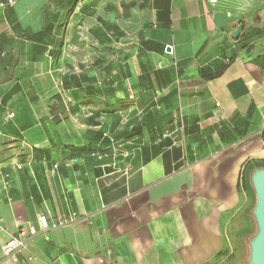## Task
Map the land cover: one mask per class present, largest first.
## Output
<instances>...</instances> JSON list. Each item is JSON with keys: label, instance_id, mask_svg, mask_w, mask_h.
<instances>
[{"label": "crops", "instance_id": "obj_1", "mask_svg": "<svg viewBox=\"0 0 264 264\" xmlns=\"http://www.w3.org/2000/svg\"><path fill=\"white\" fill-rule=\"evenodd\" d=\"M263 167L264 0L0 8V264H245Z\"/></svg>", "mask_w": 264, "mask_h": 264}, {"label": "water", "instance_id": "obj_2", "mask_svg": "<svg viewBox=\"0 0 264 264\" xmlns=\"http://www.w3.org/2000/svg\"><path fill=\"white\" fill-rule=\"evenodd\" d=\"M241 27L231 34L237 39ZM169 52L170 48L167 47ZM250 183L254 192L255 202L251 212L255 230L247 239L248 256L246 264H264V167L256 168L250 174Z\"/></svg>", "mask_w": 264, "mask_h": 264}, {"label": "built area", "instance_id": "obj_3", "mask_svg": "<svg viewBox=\"0 0 264 264\" xmlns=\"http://www.w3.org/2000/svg\"><path fill=\"white\" fill-rule=\"evenodd\" d=\"M16 2V0H0V8L11 6ZM16 170H20L22 165H14ZM72 220L67 221H58L57 224L49 225L46 216L40 215L37 219L38 230L30 226L27 229L19 228L15 236L9 237L6 241H0V255L6 258L11 263H16L18 256L21 255L27 248L29 241L35 237L38 233L47 231L48 229L55 228L57 226L64 225L71 222ZM3 230L2 221L0 220V232Z\"/></svg>", "mask_w": 264, "mask_h": 264}, {"label": "rangeland", "instance_id": "obj_4", "mask_svg": "<svg viewBox=\"0 0 264 264\" xmlns=\"http://www.w3.org/2000/svg\"><path fill=\"white\" fill-rule=\"evenodd\" d=\"M254 230H255V226H254V222H253V231H252L251 234H253ZM247 256H248V249H246L245 261H246V259H247ZM245 264H246V263H245Z\"/></svg>", "mask_w": 264, "mask_h": 264}]
</instances>
